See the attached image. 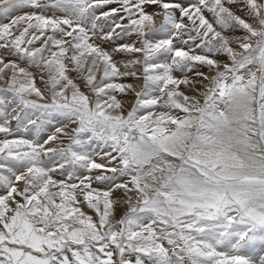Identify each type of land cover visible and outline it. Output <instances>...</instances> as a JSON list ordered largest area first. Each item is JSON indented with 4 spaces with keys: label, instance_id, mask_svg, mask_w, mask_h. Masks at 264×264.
Wrapping results in <instances>:
<instances>
[{
    "label": "snow or ice",
    "instance_id": "6c2138e0",
    "mask_svg": "<svg viewBox=\"0 0 264 264\" xmlns=\"http://www.w3.org/2000/svg\"><path fill=\"white\" fill-rule=\"evenodd\" d=\"M0 134V264H264V0H0Z\"/></svg>",
    "mask_w": 264,
    "mask_h": 264
},
{
    "label": "rangeland",
    "instance_id": "374dc122",
    "mask_svg": "<svg viewBox=\"0 0 264 264\" xmlns=\"http://www.w3.org/2000/svg\"><path fill=\"white\" fill-rule=\"evenodd\" d=\"M136 40V38L133 36L130 38V41L126 39V41L124 42H134ZM123 55H126V54H122L121 56H118L117 59H122L123 58ZM3 134H0V136H2Z\"/></svg>",
    "mask_w": 264,
    "mask_h": 264
}]
</instances>
